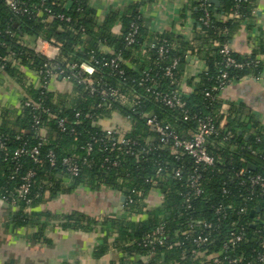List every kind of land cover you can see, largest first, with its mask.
Listing matches in <instances>:
<instances>
[{"label": "trees", "instance_id": "obj_1", "mask_svg": "<svg viewBox=\"0 0 264 264\" xmlns=\"http://www.w3.org/2000/svg\"><path fill=\"white\" fill-rule=\"evenodd\" d=\"M16 1L21 6L18 13L13 12L4 0H0L2 72L20 81L24 80L21 66L32 72L41 70L46 59L23 40L25 36L41 37L58 47V55L49 61L51 69L64 70L62 78H71L75 96L67 103H56L50 90L25 84V97L39 104L40 109H49L48 114L67 120L66 130L60 132L56 127V120L41 113L40 127L46 131L47 136L38 147L39 162H34L28 155L10 158L15 150L23 146L30 149L38 142L34 136L33 108L23 105L25 97L20 104V115L14 119L4 116V122L0 124V198L13 209L9 222L14 227L31 226L37 223L35 218L38 216H52L48 212H35L33 208L78 187H85L90 191L112 189L131 199V202L125 201L120 215L105 216L100 222L77 211L61 214L60 217L63 223L78 228L99 226L109 234L116 233L115 241H120L119 244L117 242L118 247L129 258L121 260L120 264H227L229 259H235L236 264H264L259 260L263 251L261 242L264 240V187L252 191L247 182L239 184V179L236 178L242 169L264 178V129L250 120L249 135L246 137L240 131L248 123L240 122L237 118L241 109L231 106L226 115H220L219 94L213 92L210 98L204 95L219 79L220 69L226 71L230 83L248 74L256 76L261 71L264 60L256 58L263 53V49H255L247 57L233 53L234 59L243 63V66L223 68L218 47L212 45L213 40L221 42L231 37L244 20L250 24L252 0H217V6L209 0H193L194 20L207 14L206 24H194L195 38L200 41L199 52L203 54L206 69L200 73L193 93L184 97L188 120L182 119V113L177 108L154 102L143 87L136 83L141 70L149 68L153 72L157 71L153 66L155 51L150 50L145 56L141 55V44L155 39L174 43V48L162 63L178 58V67L184 62V53L190 50L189 41L179 34L161 33L149 37L142 25L138 4L130 5L121 17L116 12H107L103 21L98 24L96 9L89 4V0H46L50 9L48 14L37 9L40 0ZM234 11L237 12V17L233 15ZM218 12L230 14L231 17L225 21L218 20L215 17ZM59 14L68 19L58 18ZM116 19L121 20L118 33L112 32ZM131 22L138 25V31L136 42L128 46L123 35ZM100 45L109 47L112 52L103 53ZM112 54L126 61L120 65L122 75L101 65L102 58H110ZM80 62L94 67L91 76L93 87L105 82L119 91L139 96L143 100V111L162 122L170 123L179 134L185 129L192 130L197 117L212 118L216 134L211 135L207 147L215 162L211 166L199 167L202 174L201 194L195 195L187 184L188 175L195 164L183 153H179L176 158L166 148L136 158L122 150L109 149L103 137L101 120L109 118L112 112L130 116L132 127L126 137L139 139L150 133L144 126L141 113L130 111L129 105L122 101H111L109 107L101 105L96 108L101 102L100 96L96 92L90 93L87 85L77 81L74 76L77 69L69 68ZM174 86L164 77L159 79L160 91L170 90ZM76 111L78 116H75ZM88 144L91 146L89 150ZM49 153L54 157L53 166L48 162ZM64 156L77 158L78 174L71 175L66 171L61 162ZM114 161L116 165H112ZM160 166L164 171L157 175L156 170ZM177 167L183 168L179 179L169 174ZM30 169L35 175L30 179L29 192L25 197L29 202L26 203L19 197L18 187L22 183L21 176ZM63 178H66V183L62 181ZM152 187L160 189L162 202L160 206L145 209L143 197ZM250 194L252 199L246 201L245 197ZM186 196L189 197L187 203ZM217 206L229 208L217 213ZM241 208L244 209L243 213L239 212ZM143 213V219L132 220V216ZM203 220L212 223L210 239L206 245L196 247L192 238L199 227L197 222ZM188 223H192L195 229H187ZM158 226H162L164 230L163 243L145 245L144 238ZM235 235L241 237L239 241H234ZM103 250L102 247L96 249V255L103 254ZM135 254L148 256V259L144 261L139 257L131 260L130 256ZM213 258H217L218 262L213 263Z\"/></svg>", "mask_w": 264, "mask_h": 264}, {"label": "crops", "instance_id": "obj_2", "mask_svg": "<svg viewBox=\"0 0 264 264\" xmlns=\"http://www.w3.org/2000/svg\"><path fill=\"white\" fill-rule=\"evenodd\" d=\"M192 3L193 0H89V4L96 9L98 24L103 21L107 12H116L121 17L130 5L138 4L142 25L149 37L159 33H171L182 35L188 40L190 50L184 53V62L178 67L177 75L180 90L186 96L193 93L199 75L206 66L203 54L199 52L200 41L195 38ZM65 5L68 6V3ZM252 6L250 24L244 20L227 39L233 53L242 57L249 56L255 49L264 50V0H252ZM215 17L225 21L231 15L218 12ZM120 27L121 20L116 19L112 32H120ZM23 40L33 48L35 37L25 36ZM44 48L53 53L52 47ZM100 50L108 54L112 52L105 45H100ZM258 56L264 60V51ZM130 65L136 69L132 63ZM20 69L24 78L20 81L0 69V124L4 122L5 115L14 119L21 114L20 104L26 96L25 84L33 88L39 86V79L34 72L22 66ZM184 76L186 80L183 79ZM49 90L54 94L53 100L56 103H67L75 96L73 85L62 77H55ZM124 94L128 95L126 92ZM219 97L221 103L218 114L226 115L231 106L241 109L237 118L240 122L248 123L240 131L246 137L249 135L250 120L257 122L264 129V62L256 76L248 74L231 82ZM110 116L105 124L126 125L118 112H112ZM180 132L188 136L191 129ZM65 179L62 180L64 183ZM121 197H124V201H121ZM162 198L160 189L152 187L143 197L145 209L160 206ZM125 200L126 195L120 191L105 188L90 191L88 188L78 187L33 208L35 212H48L52 216H38L34 225L14 227L9 222L13 209L0 198V264H120L121 260L129 258L118 247L120 241H117L118 244L115 241L116 233L109 234L99 226L84 229L65 224L60 215L77 211L100 222L105 216L120 215ZM144 217L143 213L131 218L133 221H139ZM101 247L104 252L97 256L96 249ZM139 257L144 261L148 259V256L136 254L130 256V259Z\"/></svg>", "mask_w": 264, "mask_h": 264}, {"label": "built area", "instance_id": "obj_3", "mask_svg": "<svg viewBox=\"0 0 264 264\" xmlns=\"http://www.w3.org/2000/svg\"><path fill=\"white\" fill-rule=\"evenodd\" d=\"M6 5L10 7L13 12H20L21 6H19L16 0H4ZM206 1V0H204ZM38 10H41L45 13H50L49 7L46 5V0H40L39 5L37 6ZM24 10H26L24 8ZM205 11V8L203 7ZM233 15L235 17L238 16L237 12L234 11ZM60 19H68L65 18L63 14L57 15ZM207 22V14L203 17H200L197 21L194 20V24L199 25V23L206 24ZM138 31V25L135 22H131L127 28V31L123 35V39L126 45H132L136 42V35ZM6 33V31H5ZM161 34V33H159ZM1 45H4L1 43ZM212 45L218 47V53L222 58L223 68L226 67H236L240 68L243 66V63H240L234 59L232 56L233 51L230 48L228 41H219L213 40ZM44 46L52 47L53 53H49ZM174 48V43L155 39L154 41H150L148 43H143L140 45L139 51L141 55H146L150 50H154L156 54V60L153 62V66L156 67L155 72L151 71V69H144L139 72V79L136 82L138 86L143 87L144 91L153 98V101L159 103L161 105L167 106L169 108H177L178 111L182 113V119L188 120L189 115L188 112L184 109V97L186 95L183 91L180 90L179 79H178V58H172L167 63H162L167 57L170 50ZM33 50L36 53L42 55L46 61L42 64V69L34 72L36 77L39 79L38 88H44L49 90V86L51 81L57 77H63L64 70L61 68H56V70L51 69L49 61L53 60L58 55V47L52 42L46 41L41 37H36L34 41ZM257 60H260L261 57L257 56ZM11 60V58H9ZM122 63H126L125 60L120 59L118 55H113L110 58H102L101 65L107 67L113 72H116L120 75L123 74V71L120 69V65ZM71 69H77L76 74L74 75L77 78V81L80 83H84L89 88V92H96L97 95L100 96L101 102L96 105V108L104 105L105 107L110 106L111 101H124V103L128 104L130 107V111L132 112H140L141 116L144 118V126L147 128L150 134L141 137L139 139H131L126 137V133L130 131L132 127V123L130 122L129 115H122V120L126 123L125 126L120 124H105V122L109 118L102 119L101 123L103 124L102 132L103 137L109 145V149L119 151L122 150L124 153L129 155H134L138 158L140 155L145 156L151 154L152 151L157 149H168L170 153H172L176 158L179 157V153H183L190 157L195 167L192 169L187 178V184L192 189L195 195H199L202 192L201 180L202 174L199 172V167L211 166L214 164L215 159L212 154L209 152L207 147V141L211 137V135L216 134L215 124L210 117H197L196 125L191 130V133L186 136L182 133L176 132L170 123L162 122L158 120L154 115L143 111V100L133 94H128L127 96L124 92L119 91L116 88H112L107 85L105 82H101L96 85V88L93 87V81L91 76L94 73V67L86 62H80L77 65L72 64L69 66ZM2 69V67H0ZM206 66L204 67V70ZM219 79L216 81L215 85L212 86L210 90L205 91L204 95L208 98L212 97L213 92H217L220 94L229 84L230 82L227 79L226 71L220 69ZM164 77L168 80L170 84H174L175 86L167 91H160L159 88V79ZM64 79L67 82H70L69 76H64ZM186 80V77L183 78ZM24 106H31L32 116L34 121V129H35V138L37 139V144L30 149L25 148V146L15 150L13 155L10 158L19 157L20 155H28L34 162H39V145L45 140L47 133L46 131L40 127L42 122L41 113H45L46 115L49 113V109H40L41 106L39 104L33 103L29 98L25 97L23 99ZM50 119L56 120L57 130L60 132H64L66 130V122L65 118H58L55 115L48 114ZM75 116H78V111L75 112ZM111 117V116H110ZM227 135H224L226 138ZM98 140V139H96ZM156 141V142H155ZM142 143V145H141ZM135 147L137 149L135 150ZM87 149H91L90 144L87 145ZM76 157L73 156H64L61 160L62 165L65 166L66 171L71 175L78 174L79 168L76 164ZM48 162L50 166H53L55 161L52 153L48 154ZM112 165H116L114 161ZM181 167H177L171 170V177L179 179L183 170ZM17 170V169H16ZM15 170V171H16ZM164 171L163 167H158L156 170V174L160 175ZM35 175L33 170H28L23 176H21L22 183L19 185V197L25 200L26 203L29 202L28 199H25L26 195L29 192L30 179ZM244 176V177H243ZM243 177V179H240ZM236 178L239 179V184H244L247 182L249 188L254 191L255 188H263L264 187V178L260 175H251L248 170H240L237 173ZM154 182V181H153ZM155 184V183H153ZM187 195V194H186ZM252 199L251 194L245 197L246 201H250ZM128 202H131V199L126 198ZM125 200V201H126ZM189 201V197L186 196L185 202ZM14 204L15 202L12 201ZM188 207V205H187ZM229 207L217 206L215 207V212L219 213L222 209H227ZM240 213L244 212V209L241 208L239 210ZM197 225L199 227L196 228V233L192 238V242L196 247L204 246L208 243L210 239V233L212 229V223L207 221H198ZM187 229L193 230L192 223H188ZM164 230L162 226H158L154 229V231L147 235L144 238L145 245L151 246L153 244L161 245L164 240ZM239 235H235L234 241L240 240ZM261 248L263 249L262 253L259 255V260L264 262V240L261 242ZM194 254H198V252L191 250ZM213 263H217L218 259L213 258ZM227 264H236L235 259H229Z\"/></svg>", "mask_w": 264, "mask_h": 264}, {"label": "water", "instance_id": "obj_4", "mask_svg": "<svg viewBox=\"0 0 264 264\" xmlns=\"http://www.w3.org/2000/svg\"><path fill=\"white\" fill-rule=\"evenodd\" d=\"M210 3L217 4L216 0H209ZM252 168V167H251ZM121 201H124V197H121Z\"/></svg>", "mask_w": 264, "mask_h": 264}]
</instances>
